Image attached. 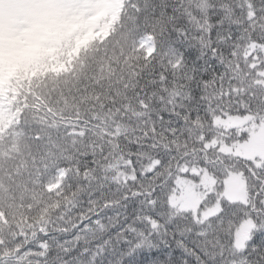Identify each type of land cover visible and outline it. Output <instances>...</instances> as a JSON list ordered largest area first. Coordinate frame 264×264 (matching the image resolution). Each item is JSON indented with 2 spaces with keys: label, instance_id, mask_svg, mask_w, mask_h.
<instances>
[{
  "label": "trees",
  "instance_id": "16d2710c",
  "mask_svg": "<svg viewBox=\"0 0 264 264\" xmlns=\"http://www.w3.org/2000/svg\"><path fill=\"white\" fill-rule=\"evenodd\" d=\"M99 2L78 0L73 19ZM47 51V111H71L55 118L67 141L29 160L19 187L0 182V201L34 198L47 221L13 239L0 208V264H264V177L224 159L264 155V131L243 151L225 143L247 127L241 101L264 100V0H117L73 49ZM28 63L0 53V131L20 99L2 68ZM191 184L197 207L179 202Z\"/></svg>",
  "mask_w": 264,
  "mask_h": 264
},
{
  "label": "clouds",
  "instance_id": "9594fccd",
  "mask_svg": "<svg viewBox=\"0 0 264 264\" xmlns=\"http://www.w3.org/2000/svg\"><path fill=\"white\" fill-rule=\"evenodd\" d=\"M82 7L84 5L78 0H0V12L5 19V28L0 34V53L6 56L9 51H14L29 58L28 70L21 66L11 77H8L7 65L2 68L6 82L10 79L11 87L18 90L17 96L20 97L9 101L7 111L11 120L6 121L7 127L0 131V149H6L7 156V159L0 160V182L9 187H19L18 173L21 168L27 170L29 160L35 161L38 157L42 160L41 153L49 152V145L59 148L67 141L55 118L58 113L70 116L71 111L67 106L60 107L58 102L52 106L51 114L47 111L53 99L50 93L54 94L51 86L57 80V74L48 71L54 61L47 50L55 48L58 53H65L75 47L79 32L71 30L70 35L67 33L71 25L78 23L73 19L72 10ZM10 17L13 21L11 30L8 26ZM60 58L63 59V55ZM24 99L28 100L27 104L23 103ZM241 104L247 105L245 115L250 117L247 127L228 132L225 143L231 145L235 141L243 151L253 133L264 131V100L255 107L247 101H241ZM243 131H248V135H242ZM224 159L229 166H235L234 171L256 170L264 177V155H229ZM32 166L35 167V163ZM38 192L40 196L45 195L42 188L38 187ZM22 202L26 207L29 200L23 199ZM38 203L33 198V209L25 211L19 203L13 208L7 201H0V208L7 211L10 217L13 239L18 231L32 230L35 235L42 223L47 225L44 216L37 219L35 206Z\"/></svg>",
  "mask_w": 264,
  "mask_h": 264
},
{
  "label": "rangeland",
  "instance_id": "374dc122",
  "mask_svg": "<svg viewBox=\"0 0 264 264\" xmlns=\"http://www.w3.org/2000/svg\"><path fill=\"white\" fill-rule=\"evenodd\" d=\"M117 0H100L99 4L97 3L87 6L82 11H74L78 16L79 19L77 20L78 23L74 24L72 30H76L79 32L77 39H81L83 36H87L91 33L92 29L96 26L98 18L100 15L105 14L107 11H112L116 6ZM94 6V7H92ZM11 17L8 21L9 29L11 30L12 24ZM5 28V19L4 14L0 12V34L3 33ZM141 46L145 50V52L150 55L154 50V45L150 37H143L141 40ZM190 188H183L185 191V195L183 200L180 199V203H186L191 207H197L200 202V196L198 191L195 189L194 185L191 184ZM230 189L235 191L233 188V184L230 185ZM181 190V186H179Z\"/></svg>",
  "mask_w": 264,
  "mask_h": 264
}]
</instances>
